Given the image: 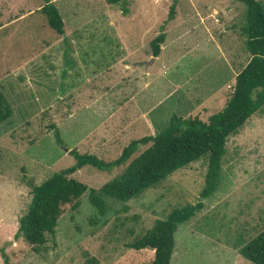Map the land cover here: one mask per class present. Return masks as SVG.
Returning a JSON list of instances; mask_svg holds the SVG:
<instances>
[{"label":"rangeland","instance_id":"374dc122","mask_svg":"<svg viewBox=\"0 0 264 264\" xmlns=\"http://www.w3.org/2000/svg\"><path fill=\"white\" fill-rule=\"evenodd\" d=\"M46 1L0 0V94L12 110L0 125V248L8 264H150L153 251L127 245L173 209L198 202L206 158L127 203L106 198L104 216L85 193L77 210L63 207L55 241L39 252L14 236L32 188L72 166L71 150L112 161L174 115L207 122L221 111L250 58L245 7L178 0L170 20L173 0H51L64 23L58 35L41 12ZM162 32L154 57L150 43ZM225 149L219 188L179 227L170 264H251L240 249L264 231V107ZM122 170L84 167L72 178L97 190Z\"/></svg>","mask_w":264,"mask_h":264},{"label":"trees","instance_id":"16d2710c","mask_svg":"<svg viewBox=\"0 0 264 264\" xmlns=\"http://www.w3.org/2000/svg\"><path fill=\"white\" fill-rule=\"evenodd\" d=\"M47 0L41 12L47 24L56 34H64V23L59 10ZM108 5L124 3V0H104ZM245 7L244 24L241 27L245 46L250 58L235 77L230 99L223 109L210 116L207 122L196 118L183 119L172 116L168 125L153 136L132 140L119 157L112 161L99 159L95 155L80 154L71 150L72 166L53 173L31 190L30 203L18 221L15 239H22L39 252L48 238L55 241V230L63 213V207L80 206L81 197L88 192L87 200L100 216L107 212L106 198L127 203L153 188L174 172L207 159L204 186L195 205L173 209L165 219L155 221L145 235L127 247L134 251H153L150 264H170L175 246V234L179 227L187 224L203 208V202L218 190L222 178V159L226 152L227 139L236 134L245 123L264 107V3L258 0H238ZM178 0H173L168 18L175 16ZM126 12V10H125ZM165 41L162 32L150 43L152 55L157 57ZM12 115L11 106L0 94V125ZM53 129L55 144L64 143L56 126ZM146 147L144 150H141ZM84 167L100 172L123 170L99 189H90L72 178ZM240 255L251 264H264V231L240 249ZM4 264L8 257L0 248ZM84 264H98L89 258Z\"/></svg>","mask_w":264,"mask_h":264}]
</instances>
